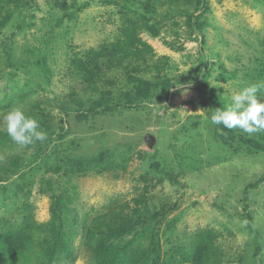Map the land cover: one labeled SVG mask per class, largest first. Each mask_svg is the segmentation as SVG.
Returning <instances> with one entry per match:
<instances>
[{"label":"rangeland","instance_id":"obj_1","mask_svg":"<svg viewBox=\"0 0 264 264\" xmlns=\"http://www.w3.org/2000/svg\"><path fill=\"white\" fill-rule=\"evenodd\" d=\"M29 1L0 30V229L49 221L53 192L43 181L50 179L61 186L54 191L65 197L70 211L62 216L74 228L72 255L62 254L57 264H90L82 242L87 223L113 208L132 207L141 196L155 208L166 206L163 222L177 219L167 232L161 226L162 255L188 251L208 230L219 264H264V152L221 134L208 119L206 91L214 89L225 106L233 93L264 81V0H208L204 42L166 0H156L150 17L112 0ZM127 38L140 52L112 70L102 66L98 81L117 108L86 118L64 115L60 107L70 94H83L77 61ZM134 75L160 90L162 78L166 97L118 106ZM15 107L40 123L45 114L60 136L18 146L3 130L4 116ZM248 136L264 143V131ZM78 159L91 167L85 174L68 179L61 171L46 172Z\"/></svg>","mask_w":264,"mask_h":264},{"label":"trees","instance_id":"obj_2","mask_svg":"<svg viewBox=\"0 0 264 264\" xmlns=\"http://www.w3.org/2000/svg\"><path fill=\"white\" fill-rule=\"evenodd\" d=\"M112 0L113 4L122 7L125 10L134 8L141 14L150 17L156 14V0ZM170 8L178 7L180 15L185 18L187 29L200 42H204L203 31L206 27V14L210 11L208 0H166ZM29 0H0V30L3 29L14 17L16 12L27 9L30 6ZM184 8H181L180 5ZM132 5L133 7L129 6ZM138 9H137V8ZM64 8V7H63ZM64 16H69L68 9H65ZM147 28L149 23H144ZM128 31V29L126 30ZM135 52H140L132 41L127 40L121 43H115L110 47L102 48L96 53H89L82 60L77 61L75 76L83 85V94L75 96L70 94L68 101L61 104L60 109L63 114L68 116L70 113L75 114L76 118H86L89 113L97 110L111 111L116 109L115 99L110 92H100L98 81L102 66H109V69L117 67L123 57L134 56ZM101 57H105L103 64ZM204 61V56L202 57ZM205 62V61H204ZM75 71V70H74ZM200 71L206 72L203 67ZM43 74H49V68L43 67ZM162 90L159 86H153L149 81L134 75L127 79L131 83V88H125L120 96L122 100L118 106L141 105L145 102L158 100L166 97L169 86L163 84ZM179 82V81H178ZM130 85V84H129ZM207 106L215 111L216 108L224 106L217 98L216 92L212 88H206ZM114 101V103H113ZM113 104L115 106H113ZM113 108V109H112ZM111 109V110H110ZM43 122L40 123L42 130L48 134V140L54 136H60L58 130L54 131L45 121L44 115L40 113ZM37 119V118H36ZM217 129L226 137L234 142L241 144L243 147L264 152V143L248 136L240 129H226L223 125H216ZM60 131H62L60 129ZM45 142V141H44ZM37 144L42 142L37 141ZM54 148L51 149L55 152ZM64 163H67L66 157ZM81 160L74 161L73 165L61 169L60 167L47 168L49 174H58L61 171L63 178L71 179L74 175L85 174L91 169L90 165L80 163ZM76 165H78L76 167ZM46 173V174H47ZM259 178L255 183H260ZM45 189L52 191V203L50 209V219L45 223L28 222L16 228L1 230L0 229V264H57L62 254L67 257L72 255V242L74 233L73 223L66 220L62 215L70 211L66 205L65 197L57 194L54 190H60V185L52 186L50 179L43 181ZM253 185L248 184L247 187ZM148 199L141 196L132 207L127 204L116 207L108 212L97 215L90 219L83 229L82 242L91 257L90 264H219L222 260L220 252L214 246L215 235L212 231H203L194 237L191 247L188 251L178 249L180 255L161 253V239L159 231L162 228L167 232L174 227L177 219L164 221L166 218V206L161 205L155 208L148 203ZM243 209L246 211L247 198L243 196ZM248 223L251 217L245 213ZM163 222V223H162ZM167 255V256H166ZM166 256V258H164Z\"/></svg>","mask_w":264,"mask_h":264},{"label":"clouds","instance_id":"obj_3","mask_svg":"<svg viewBox=\"0 0 264 264\" xmlns=\"http://www.w3.org/2000/svg\"><path fill=\"white\" fill-rule=\"evenodd\" d=\"M3 119V130L20 147L48 139L38 120L27 116L20 107L8 111ZM208 119L213 125H223L229 130L240 129L249 135L264 131V81L233 93L230 102L223 108H216Z\"/></svg>","mask_w":264,"mask_h":264}]
</instances>
